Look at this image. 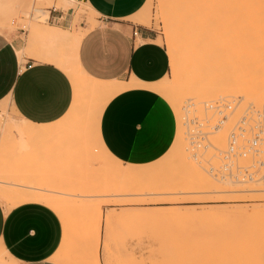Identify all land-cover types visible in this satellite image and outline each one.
Masks as SVG:
<instances>
[{
  "label": "rangeland",
  "instance_id": "rangeland-1",
  "mask_svg": "<svg viewBox=\"0 0 264 264\" xmlns=\"http://www.w3.org/2000/svg\"><path fill=\"white\" fill-rule=\"evenodd\" d=\"M46 1L0 0V32L22 41L24 47L22 45L20 57L26 54L28 47H31V52L33 48L37 49V53L54 49L59 55L65 50V56H57L56 63L60 62L62 69L71 77L64 62L72 60L75 40L98 24L97 13L83 0ZM165 1L164 5H172V0ZM183 1L186 0L181 2ZM181 2L178 5V1L176 3L174 0L173 5L180 6ZM184 4L187 6L190 2ZM224 5L220 9V12L224 10L220 14L223 18H220L217 25L221 33L216 34L224 36L223 34L228 33L229 36L222 37V42L220 37L218 43L222 44H216L225 50L219 51L220 55H226L227 52V59H223L224 56L218 59L219 54L217 56L215 50L219 48L212 45V49H215L209 55L213 58L208 55L207 62L209 64V61L214 60L209 67L205 59H201L203 44H200L199 38L194 37L190 44L176 48L180 57L175 61L176 68L179 71L182 66L184 70L181 72L172 68L173 57L169 49L172 36L156 18L160 7L158 0H145L142 7L135 12L140 13L142 17L150 16L147 27L152 29L154 41L165 49L168 58L167 71L154 90L160 95V100L169 110L174 122V132L169 145L161 155L148 163L122 165L104 149L98 139L97 125L109 92L98 97L95 95L96 99L85 93L83 87L86 82L94 80L84 74L80 76L75 72L72 77L74 95L68 112H71L75 103L77 111L74 110L70 116H64L60 123L56 124L54 139H50L49 143L41 141L46 139L32 138L30 134L36 130L24 125L6 102L0 104V180L14 178L13 183H16L0 184L1 188L10 192L11 189L17 190L18 183L21 185L26 182L25 185L32 184L36 187L34 181L38 182L36 188L43 189L47 186L53 192L58 191L53 196L60 199L61 209L58 214L67 216L64 221L66 225H62V241L51 259L52 262L63 264L67 260L75 261L76 258L83 257L88 263H83L81 259L77 262L93 264V245L98 240V264H264V187L221 184L204 170L205 159L211 164H218V159L212 155L214 151L199 149V156L193 159L187 138L188 118L211 117L204 103L222 100L230 103L232 107L223 126L206 136L218 149H224L226 133L246 107L251 106L264 113V103L256 106L239 97L233 99L229 96H215L218 98L213 97L211 100L201 98L204 89L200 76L205 77L206 71L210 80L217 78L216 74L224 79L219 80L225 83L229 91H239L242 88L254 91L264 89V45L258 42L257 47L262 45V48L257 52L256 42L255 50H252V40V49L246 44L248 40L246 43L237 42V10L231 7L232 5L226 4V8ZM52 8H55L54 12L61 10L72 18V23L65 27V31H58L54 23L48 21V11ZM227 8H230L229 11ZM56 32L64 34L71 43L49 37H55ZM216 37L211 38V44ZM227 45L230 49L226 50ZM20 48L17 49L18 52ZM242 48H245V56ZM236 52L243 55L235 54ZM30 55L40 58L37 54ZM51 55L49 53V56H46L53 58ZM218 62L220 64H217ZM212 72L215 73V78L212 77ZM245 78L247 81L252 79L249 83L254 85L248 84ZM180 79H184L182 84H186V88L190 89L192 97H187L190 92L185 89V98L174 103L176 99L172 101V96L166 93L163 95L161 91L175 90L176 82L181 83ZM232 79H236L237 83ZM217 80L218 78L210 81L211 85L222 88L223 83ZM255 83L260 86H256V90ZM223 88L225 89V86ZM93 104L98 107L94 115L89 119L84 118ZM16 126L20 131H16ZM48 145L51 146L50 151L42 153L43 147ZM35 148L39 153L34 154ZM34 156L41 158L38 163ZM23 166L30 168L23 170ZM205 177L208 180H205ZM211 181H214V184ZM51 191L47 192L53 193ZM0 203L10 206L2 201L1 197ZM60 217L62 218L61 215ZM0 264H10L5 261L3 253H0Z\"/></svg>",
  "mask_w": 264,
  "mask_h": 264
},
{
  "label": "crops",
  "instance_id": "crops-1",
  "mask_svg": "<svg viewBox=\"0 0 264 264\" xmlns=\"http://www.w3.org/2000/svg\"><path fill=\"white\" fill-rule=\"evenodd\" d=\"M83 1L97 13L98 24L80 36L72 60L64 62L71 77L60 62L56 63V57L65 56V50L59 55L54 49L37 53L33 48V53L28 47L20 57L22 41L0 32V104L6 102L18 119L36 130L59 124L68 112L74 95L75 72L96 81L118 84L133 81L132 87L104 104L97 134L104 149L122 165L148 163L165 151L174 132L173 118L154 90L167 71L165 49L154 41L151 28L130 21L140 14L135 12L145 0ZM51 10L49 21L58 31H65L72 18L61 10ZM49 37L71 43L57 32L55 37ZM15 43L21 46L20 52ZM49 53L53 58L47 57ZM1 138L0 123V142ZM50 148L44 146L41 152L47 153ZM34 188L29 190L45 194L51 191L47 186ZM62 237V223L52 208L36 201L12 207L0 203V253L10 264H56L51 259Z\"/></svg>",
  "mask_w": 264,
  "mask_h": 264
},
{
  "label": "bare ground",
  "instance_id": "bare-ground-1",
  "mask_svg": "<svg viewBox=\"0 0 264 264\" xmlns=\"http://www.w3.org/2000/svg\"><path fill=\"white\" fill-rule=\"evenodd\" d=\"M47 1H49V0H47ZM163 1H165V0H158V3L160 5V7H159V10H158V12L156 14V18L164 24V26L168 30L169 34L172 36L171 41L169 42V49H170V52H171L172 57H173L172 68L176 72L178 70L176 68L175 61L176 60H179V58H180L178 56V52H177L176 48H178V47H180L182 45H185V44H190L191 40L194 37L199 38L200 44L201 43L203 44V46H201L202 47V50H201V48H200V50L202 51L201 54H203L202 56L204 58L201 56L202 57L201 59L202 60L205 59V61H206L207 64H208V62H207V56L211 53V51H213L215 48L221 47L219 45H221L222 44L221 42L224 41V39H223L224 36L227 37V35H228V33L227 34H223L222 33L224 36H221V34H219L220 36L219 35L217 36L218 33H221V31L219 32V28L220 27L217 26V25L220 23V18H223L222 15L220 16V14L222 12H224V10L222 9V12H220L221 11L220 9L223 7L224 4H225L224 5L225 8H226V4H227V5H232L231 7L235 8L237 10V16L236 17H237V20H238V23L237 24L239 25L238 29L235 30V39L237 40V42H242L243 41L244 43H246V41L248 40L249 43H248V41L246 43V44H248V46H251V43L254 44L255 42L257 44L256 47L258 46V42H259V44H262L263 43L262 45H264V0H188L190 2V4H189V2L187 0L186 1L188 3L186 1H183V3H182L181 2L182 0L181 1L180 0H176V3L178 1V5H179L180 2L182 3V5H180V6H176V4L173 5L174 0H172V3H171L172 5H169L170 4L169 2H168L169 3L168 5H167V3L164 5V2ZM166 1H168V0H166ZM72 2H75V1L72 0ZM59 3H61V2H59ZM184 3L189 4V5L185 6ZM228 7H230V6H228ZM52 9L55 10V8H52ZM229 9L227 8L228 11H229ZM205 10H208V11L205 12ZM211 10H213V11L211 12ZM231 10H233V9H231ZM225 13H227L226 10H225ZM226 17L228 18V15ZM227 18L225 20H227ZM225 20H224V22H225ZM130 21L132 23L134 22V23H137V24H140V25H143V26H148L149 25V22H150V16L149 15H146V16H143L142 17V16H140V14H137L136 16H134L133 18H131ZM227 24H229V23L227 22ZM221 25H223V24H221ZM229 29L231 31H233L231 28H229ZM216 32H217V34H216ZM213 36H215V37L217 36L216 37L217 39L214 38L216 41L213 39L214 42H212V44H211V38ZM206 37H208V38H206ZM220 37L223 40H221ZM79 39L75 40L76 41L75 42V47L77 46V44L79 42ZM206 39L207 40L210 39L209 40L210 41L209 44H208L209 41H207ZM218 40H221V42L218 43ZM251 40H252V42L250 43ZM225 41H226V39H225ZM216 42L219 45L216 44ZM212 45L215 47L214 49H212L213 48ZM223 45H225V44H223ZM262 45L261 46L259 45L260 47H257L258 49L256 48L257 49V52H258L259 48L260 49L262 48ZM16 46H18V45H16ZM16 46H15L16 49H19L21 47V46H19V47H16ZM217 46H219V47H217ZM236 47H239V45H236ZM174 48H175V50H174ZM248 48L250 49V47H248ZM252 48H253V45L251 46V49ZM227 49H230L228 47V45H227L226 50ZM221 50L222 51H225L222 48H219V50L218 49L215 50L216 51L215 52L216 55L219 54V56L217 55L218 57L216 56L218 59H219L220 56L221 57L224 56L223 59L226 56H228L227 52H226V55H220V52L219 51H221ZM244 50H245V48H242L243 53L245 52ZM252 50H255V44H254V49H252ZM239 53L236 52L235 54H239ZM243 53H241L239 55L242 56ZM224 54H225V52H224ZM259 54H260V52H259ZM213 56H215V55H213ZM244 56H245V53H244ZM208 57L209 58H213L212 55L211 56L209 55ZM258 58H259V56H258ZM226 59H227V57L225 58V60ZM212 60H214V59H212ZM212 60L209 61V64L213 62ZM261 60H263V59H261ZM221 61H223V60H219V62H221ZM201 62H203V61H201ZM219 62L217 64H220ZM250 63H253V62H250ZM209 64H208V66H209ZM212 64H211V66H212ZM211 66H209V67H211ZM249 67H251V65ZM207 69H208V67L205 70H207ZM183 70H184V68L181 66L178 72H181ZM205 70H202V71L204 72ZM251 71L254 74L253 69H251ZM258 71L259 70H257V72ZM207 72L208 71L205 72L206 75L204 74L205 75V77H203L204 79L202 78L203 75L200 76V80H201L200 82H202V86H203V89H204L203 94H202V97H201L202 99H205V100L206 99L207 100L209 99V100H211V98H213L215 96H218V97L229 96V98L230 97H233V99L234 98H237V97L242 98L243 101L245 100V101H248V102H252L256 106H258L259 104L262 105V103H264V91H263L264 89L262 91H254V90H251V89L242 88L239 91H237L236 89H234L235 91H229V90L226 89L225 83H223L221 80H219V79H222V78H220L219 75L216 74V76H218L217 77L218 78L217 81H220V82L223 83V84H221L222 85V88H218L219 87L218 85L213 86L210 83V81H212V80L214 81L215 79H217V78H215L216 77L214 75L215 73L212 72V74H213L212 77H214L215 79L212 78V80H210L208 78V73ZM234 72H235V70H234ZM234 74H236V73H234ZM249 74H250V72H249ZM251 76H253V75H251ZM183 80L184 79H180L181 83L180 82H178V83L176 82V85H175V88H174L175 90H172L173 92L172 91H167V92L166 91H161L162 94L164 95L166 93V95L172 96L171 97L172 98V101H174L176 99L174 101V103L177 102V101H179V100H181V99L183 100L185 98V96H184L185 95L184 94L185 91L184 90L187 89L186 88V84H182V81ZM222 80L224 81V79H222ZM244 80L248 84H250L249 82L252 79L249 80V81H247V79L245 78ZM256 80H257V77H256ZM232 81H233V79H232ZM232 81L230 82L231 84H232ZM235 81H236V79L233 82L234 83H237V81L236 82ZM245 81H244V83H246ZM230 83H226V84H230ZM255 84L256 85L254 86V88L256 90V88H257L256 86H258V85H257V83H255ZM258 84L262 85L261 83H258ZM133 85L134 84H127V85H125V84H118V83H113V82L96 81V80H94V81H91V82H86V84L83 87V89L85 90V93H88V94L94 96V98H95V95H96V97H98V95L101 96L102 94H105V93L109 92L108 96L106 97L107 98V101H108L115 94L121 92L122 90H124L126 88L132 87ZM250 85L253 86L254 84L252 83ZM224 86H225V89L223 88ZM190 87L191 86H189V88ZM233 87L236 88V86H234V85H233ZM240 87H241V85H240ZM258 87H260V86H258ZM189 90L190 89H187V91H189ZM187 97H189V98L192 97L191 92L187 95ZM218 97H215V98H218ZM259 107H261V106H259ZM76 108H77V104L75 103L73 109H71V112H66L67 114L65 115V117L70 116L71 114H73L74 110L77 111ZM96 108H98V107L95 104H93L87 110V112L85 113L84 118H86V119L92 118V116L94 115V111L96 110ZM259 111H260V109H259ZM23 124L30 127L29 124H26L24 122H23ZM12 128H14V126H12ZM15 129H16L17 132L20 131V129L17 126L15 127ZM55 129H56V124H53L52 126L50 125V126L36 127V131L35 132H32V134H30V135H32V138L38 137L39 139H41V138L42 139H46V140H41V141H46L45 143H47V142L49 143L50 142V139L51 140L54 139L53 137H54V133L56 131ZM220 142H218V144H220ZM210 143L212 145V148H215V150L218 149L215 146H213V144H212L213 142L210 141ZM218 146H221V145H218ZM215 150H213L214 153L212 152L213 153L212 154L213 156L216 153ZM37 153H39V150H37L35 148L34 149V154H37ZM33 158L36 161V163H38L40 161L39 159H41V158L35 157V156ZM213 162H214V160H213ZM215 163L216 162H214V164ZM49 167H51V166H49ZM28 168H30V166ZM28 168H25V166L22 167L23 170H26ZM203 176H206V175L203 174ZM205 180H208V179L206 178ZM13 182H15V179L14 178L13 179H9L7 181L0 180V184L1 185H3V184H5V185H11V184H13ZM203 182H204V180H203ZM25 183L24 182H23V184L20 183L21 184L20 186L21 187H24V189H22V190L21 189H17V190H14V191H11L12 189L11 190L9 189L10 192H8V191L6 192L5 189L3 190V188H1V186H0V197H1V199L6 204H10L9 207L15 206L16 204H19V203L24 202V201H36V202H40V203H42V204H44V205L52 208V210H54L55 212L57 211L56 213L59 212V210L61 209L60 202H59L60 199L58 200L57 198L53 197L54 196V193L56 194V192H58V191H56V192L54 191L52 194L51 193L45 194V193H42V192L30 191L29 189H31V188H33L35 186H32L31 183H30L31 185H25ZM34 183H35V185L37 187L38 182L36 183L34 181ZM198 183H200V182H198ZM221 184L226 185V186L227 185H232L233 186V184H230L227 181L221 182ZM244 186L245 187L246 186H249V187H257L258 185H256V184H252L251 185V183H250V184H245ZM36 187L34 188V190L36 189ZM37 190H39V189H37ZM43 192H46V191H43ZM61 204H62V202H61ZM75 207H77V206H75ZM62 209H63V207H62ZM60 215L62 216V218L60 217ZM58 216L60 218V221H61L62 225L63 226L66 225L65 222H64L65 221V217L67 218L66 214H65V216H63L62 214H58ZM67 221H68V219H67ZM97 231L99 232V230H97ZM97 244H98V240L93 245L94 246L93 247V250H92V261H93V264H98V254H97V246L98 245ZM79 259H81V261L83 263L85 262L84 261L85 259L83 257L82 258L80 257ZM79 259L76 258L75 261H73V260H67L63 264H82V263L77 262ZM85 263H88V262H85Z\"/></svg>",
  "mask_w": 264,
  "mask_h": 264
},
{
  "label": "built area",
  "instance_id": "built-area-1",
  "mask_svg": "<svg viewBox=\"0 0 264 264\" xmlns=\"http://www.w3.org/2000/svg\"><path fill=\"white\" fill-rule=\"evenodd\" d=\"M204 107L210 111L211 117L199 119L192 116L187 119V138L193 159L199 156V149L215 150L206 136L220 129L232 110L231 104L222 100L204 103ZM215 151L218 164L204 160V170L215 180L264 187V113L251 106L246 107L229 128L224 149Z\"/></svg>",
  "mask_w": 264,
  "mask_h": 264
}]
</instances>
